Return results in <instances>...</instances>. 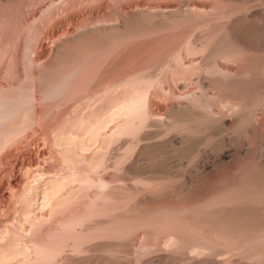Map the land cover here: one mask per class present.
I'll return each mask as SVG.
<instances>
[{
  "label": "rangeland",
  "instance_id": "obj_1",
  "mask_svg": "<svg viewBox=\"0 0 264 264\" xmlns=\"http://www.w3.org/2000/svg\"><path fill=\"white\" fill-rule=\"evenodd\" d=\"M172 8L177 13L181 10L182 16L179 13L178 20L169 11ZM160 10L174 18L160 21L162 16H152ZM193 28L194 31L197 29L196 32ZM263 35L264 0H0V264H218V261L219 264H255V260L256 264H264V238L256 230L250 232L249 222L245 226L249 234L244 228L241 239L238 236L220 245L212 239L205 240L207 246L201 254L191 252L192 255L186 250V245L198 238L202 234L200 231L206 230L202 218L209 212L205 207L210 201L213 207L227 201L226 206L261 210L264 217V184L258 179L264 174V167H258L263 174L250 169L249 174L256 170L260 175H256L255 179L259 180L254 184L256 187H249L255 189L258 183L263 188L255 189V195L251 197H247L251 195L246 190L249 188L248 179H245L247 184L240 182L241 190L237 186L239 181L235 186H223L226 183L222 182L219 186L223 189L213 186L215 193H223L227 187L224 194L216 196H230V202L220 200L217 204L211 189L209 192L213 197L209 192L207 195L215 197V201H209L210 196L203 197L204 200H189L183 193L186 192V196L189 193L183 188L189 179L185 180L187 173L189 176L197 174L199 166L202 168L204 162L206 165L217 156L218 147H224L225 152L230 150L229 147L231 151L240 147L245 149V145H237L242 137L245 138L244 131V134H250V137L246 136L251 147L254 146L251 144L258 143L256 146L263 145L261 148L264 149ZM196 36L202 39L196 40ZM249 39L251 44L247 41ZM243 41L246 45H242ZM252 43L253 48L249 46L251 49L242 50ZM158 69L160 72L157 73ZM207 69L209 71H205ZM141 77L147 79V83ZM132 90L134 92L130 93ZM141 93L144 94L141 96ZM137 94L141 97L138 98ZM209 95H214L217 100L206 105ZM136 99L142 106L126 112L128 103H134ZM225 100L237 102L243 108L263 104L262 110L257 107L258 110L254 111L256 121L253 123L256 124L252 135H255L249 133L250 127L231 129L229 134L221 128L228 134L226 136L223 131L216 130L218 125L210 124L213 125L210 128L208 123L205 125L195 120H192L194 123L189 121L191 124L188 123L186 129L184 126L182 129L177 127V130L171 127L172 118L169 120L171 115L168 116L171 105L185 103L204 116L210 111L208 116L212 119L229 115L219 104V101L226 103ZM132 114L135 117H131ZM179 135H182L186 150L181 143L172 144L176 139L180 141ZM172 145H179V148ZM233 145L236 146L234 149ZM187 147L193 150V154L187 151ZM180 148L187 151L190 158L187 153L181 154ZM179 164L186 170H182ZM144 167L147 169L143 170ZM168 167L173 170L169 172ZM163 170L169 175L178 173L180 177L167 178L173 179L168 181L161 175ZM155 174L157 178L153 177ZM224 174L219 173L221 177ZM149 179L154 180L153 183ZM232 187L238 189L233 191ZM176 191H183L182 199L175 196ZM164 195L165 200L172 195L171 203L167 200L164 203L160 198ZM232 197L237 200H231ZM206 198L208 205L205 204ZM183 199L186 207L179 203L184 202ZM143 200L152 205L142 209L138 203ZM179 205L182 206L179 208ZM202 205L206 206L203 208ZM211 219L214 221L207 222L210 226L217 219L219 221V218ZM261 220H264L262 216ZM253 221L260 222L259 219ZM164 231H168L167 235ZM191 234L194 239L190 238ZM164 236L171 239L167 241ZM219 255L223 256L218 258Z\"/></svg>",
  "mask_w": 264,
  "mask_h": 264
},
{
  "label": "bare ground",
  "instance_id": "obj_2",
  "mask_svg": "<svg viewBox=\"0 0 264 264\" xmlns=\"http://www.w3.org/2000/svg\"><path fill=\"white\" fill-rule=\"evenodd\" d=\"M195 2V1H194ZM181 3V2H180ZM185 3V2H184ZM193 4V3H192ZM180 6V5H179ZM195 7H196V5H194ZM202 6V5H201ZM137 7V6H136ZM135 7V8H136ZM193 8V7H192ZM197 8V7H196ZM260 8V7H259ZM139 10H140V8H138ZM144 9V8H143ZM173 9V8H172ZM171 9V10H172ZM187 9V8H186ZM191 9V8H190ZM203 9V8H202ZM201 9V10H202ZM137 10V9H136ZM136 10H134V11H136ZM138 10V11H139ZM171 10H169L170 11V13L172 14V13H174L173 14V16L175 15L176 17L174 18L173 16H171L169 13H168V15L167 14H165V13H163L161 10H160V13H158V11H157V13L155 14H153L152 16L153 17H155V16H157L158 18H160V16H162L161 18H160V21H161V19H162V21L163 20H167L168 18H170V20H171V18L173 17L174 19H176L177 18V20H178V17H181L182 16V13L180 12L181 10H179L178 12L180 13V15H179V13H177V10L175 9H173L172 11ZM188 10V9H187ZM197 10V9H196ZM199 11H200V8L198 9ZM207 10V9H206ZM238 10V9H237ZM240 10V9H239ZM252 10V9H251ZM255 10V9H254ZM263 10V9H262ZM144 11V10H143ZM142 11V12H143ZM151 11H153V10H151ZM150 10H149V12H151ZM163 11H166V10H163ZM220 11V10H219ZM146 12H148V11H146ZM149 12H148V14H149ZM176 12V13H175ZM223 12V11H222ZM237 12V11H236ZM238 12H240V11H238ZM237 12V13H238ZM242 12H244V11H242ZM254 12V11H253ZM144 13H145V11H144ZM183 13H185V11L183 12ZM194 13V12H193ZM204 13V12H203ZM226 13V12H225ZM236 13V14H237ZM136 14V13H135ZM140 14V13H139ZM147 14V15H148ZM152 14V13H151ZM186 14V13H185ZM196 14V13H195ZM223 14V13H222ZM228 14V13H227ZM230 14V13H229ZM232 14V13H231ZM233 14H235V13H233ZM235 14V15H236ZM259 14H261V13H259ZM188 15V14H187ZM199 15V14H198ZM221 15V14H220ZM219 15V16H220ZM237 15H239V14H237ZM241 15H242V13H241ZM245 15V14H244ZM249 15V14H248ZM141 16H144L143 14L141 15ZM151 16V15H150ZM178 16V17H177ZM184 16V15H183ZM252 16V15H251ZM254 16V15H253ZM260 16V15H259ZM148 17V16H147ZM157 17H155V18H157ZM155 18H154V20H155ZM191 18V17H190ZM190 18H188V19H190ZM186 19V18H185ZM169 20V19H168ZM188 21V20H187ZM152 22H153V18H152ZM151 22V23H152ZM166 22V21H165ZM171 22V21H170ZM178 22V21H177ZM181 22V20L179 21V23ZM183 22V21H182ZM156 23V22H155ZM157 23H160V22H157ZM169 23V21L167 22V24ZM173 23H175L174 21H173ZM170 24V23H169ZM177 24V23H176ZM199 25H200V23H198ZM161 25V24H160ZM160 25H158V27L157 28H159V26ZM162 25H164L163 23H162ZM161 25V26H162ZM155 26V25H154ZM201 26V25H200ZM153 27V26H152ZM156 27V26H155ZM164 27H165V25H164ZM162 28V27H161ZM191 29V28H190ZM201 29V28H200ZM229 28H227V30H228ZM197 30V29H196ZM196 30L194 31V28H193V31L194 32H196ZM241 30V29H240ZM198 31H199V28H198ZM237 31V30H236ZM243 31V30H242ZM241 31V32H242ZM245 31V30H244ZM258 31V30H257ZM256 31V32H257ZM202 32V31H201ZM227 32V31H226ZM229 32V31H228ZM235 32V31H234ZM233 32V33H234ZM240 32V31H239ZM192 33V32H191ZM198 33V32H197ZM223 33H224V31H223ZM230 33V32H229ZM246 33V32H245ZM194 34V33H193ZM202 34V33H201ZM238 34H241V33H238ZM252 34H254V32L252 33ZM256 34H258V33H256ZM249 35V34H248ZM247 35V36H248ZM255 35V34H254ZM199 36V35H198ZM198 36H196L197 38H198ZM240 36V35H239ZM244 36V35H243ZM261 36V35H260ZM264 36V35H263ZM262 36V37H263ZM254 37V36H253ZM253 37H251V38H253ZM192 38V37H191ZM191 38H189V39H191ZM193 38H194V36H193ZM205 38V37H204ZM246 38V37H245ZM245 38H244V40H245ZM250 38V37H249ZM259 38V37H258ZM188 39V40H189ZM200 39V37L198 38V39H196V40H199ZM201 39H202V37H201ZM200 39V40H201ZM242 39V38H241ZM262 39V38H261ZM235 41V40H234ZM238 41V40H237ZM247 41H250V39L249 40H247ZM246 41V42H247ZM256 41V40H255ZM236 42V41H235ZM239 42H240V40H239ZM244 43H242V45H246L245 44V41H243ZM251 42H252V40L249 42L250 44H251ZM264 42V41H263ZM262 42V43H263ZM190 43V42H189ZM260 43V42H259ZM57 44V43H56ZM237 44V43H236ZM241 44V43H240ZM239 44V45H240ZM262 45H264V43L262 44ZM200 46V45H199ZM241 46V45H240ZM249 46H252L251 48H253V43H252V45H249V44H247V46H243L244 48L242 49L243 51H245L244 49H246V47L248 48ZM258 47H259V45H257ZM237 47V46H236ZM217 48V47H216ZM250 47H249V49H251ZM264 48V47H263ZM263 48H261V50L263 49ZM211 50H213V49H211ZM215 50V49H214ZM210 51V50H209ZM216 51V50H215ZM217 52V51H216ZM239 52H241V50L239 51ZM247 52H248V50H247ZM262 52V51H261ZM243 53V52H242ZM252 53V52H251ZM207 54H208V52H207ZM219 54H221L220 52H219ZM219 54H217V55H219ZM258 54V53H257ZM206 55V54H205ZM215 55H216V53H215ZM216 55V56H217ZM224 54H222V56H223ZM253 55V54H252ZM251 55V56H252ZM203 56H204V54H203ZM202 56V57H203ZM207 56V55H206ZM205 56V57H206ZM212 56V55H211ZM249 56V55H248ZM254 56V55H253ZM189 57H191V55L189 56ZM226 57V56H225ZM192 58V57H191ZM214 58V57H213ZM216 58V57H215ZM219 58V57H218ZM227 58V57H226ZM186 59V58H185ZM199 59H202V58H199ZM210 59V58H209ZM224 59V58H223ZM196 60V59H195ZM198 60V59H197ZM204 60V59H203ZM211 60H212V58H211ZM214 60V59H213ZM182 61H184V60H182ZM192 61V60H191ZM202 61V60H201ZM208 61V60H207ZM217 61V60H216ZM193 62V61H192ZM197 62V61H196ZM196 62H193V63H196ZM198 62H200L199 60H198ZM206 62V61H205ZM165 63H167V62H165ZM183 63V62H182ZM202 63V62H201ZM164 64V63H163ZM184 64V63H183ZM182 64V65H183ZM190 64H191V62H190ZM198 64V63H197ZM207 64V63H206ZM215 64V63H214ZM157 65V64H156ZM187 65V64H186ZM204 65V64H203ZM209 65H210V63H209ZM208 65V66H209ZM163 66V65H162ZM167 66V65H166ZM184 66V65H183ZM189 66H192V65H189ZM201 66V65H200ZM207 66V65H206ZM165 67V66H164ZM185 67H187V66H185ZM203 67H205V66H203ZM148 68H150V67H148ZM160 68V67H159ZM188 68V67H187ZM200 68V67H199ZM209 68V67H208ZM216 68V67H215ZM223 68V67H222ZM151 69V68H150ZM162 69V68H161ZM160 69V70H161ZM186 69V68H185ZM198 69V68H197ZM196 69V70H197ZM225 69V68H224ZM153 70V69H152ZM157 70V69H156ZM220 71H221V69H219ZM219 70H217L216 69V71H219ZM249 70V69H248ZM147 71H148V69H147ZM162 71H164V70H162ZM186 70H184V72H185ZM205 71H209L208 69L207 70H205ZM219 71V72H220ZM224 71H226V70H224ZM224 71H222V72H224ZM142 72H143V70H142ZM145 72V71H144ZM153 72V71H152ZM157 73L158 72H160L159 71V69H158V71H156ZM183 72V71H182ZM184 72H183V74H184ZM191 72V71H190ZM189 72V73H190ZM200 72V71H199ZM213 72V71H212ZM252 72V71H251ZM250 72V73H251ZM138 73V72H137ZM137 73L136 74H134V75H137ZM147 73V72H146ZM145 73V75H147V74H149V73H147L146 74ZM179 73V72H178ZM193 73V72H192ZM200 73H202V72H200ZM216 73V72H215ZM226 73V72H225ZM154 74H156V73H154ZM180 74V73H179ZM178 74V75H179ZM196 74V73H195ZM209 74V73H208ZM214 74V73H213ZM221 74V73H220ZM247 75H248V73H246ZM133 75V76H134ZM203 75V74H202ZM205 75V74H204ZM219 75V74H218ZM226 75H228L227 73H226ZM234 75V74H233ZM235 75H237V73H235ZM243 75H245V74H243ZM138 76H139V74H138ZM137 76V77H138ZM143 76H144V74H143ZM241 76V75H240ZM152 77V76H151ZM154 77V76H153ZM184 77H185V75H184ZM191 77V76H190ZM202 77V76H201ZM212 77H214V75L212 76ZM221 77H223V76H221ZM236 77H238V76H235V78ZM248 77V76H247ZM129 78H130V76H129ZM140 78V77H139ZM141 78H143L144 79V77H141ZM195 78V77H194ZM199 78H200V76H199ZM234 78V77H233ZM232 78V79H233ZM245 78H246V76H245ZM150 79V78H149ZM191 79V78H190ZM189 79V80H190ZM221 79V78H220ZM132 80V79H131ZM140 80V79H139ZM147 80V79H146ZM145 79H144V82L146 81ZM150 80H152V78L150 79ZM177 80H178V78H177ZM181 80V79H180ZM183 80H185V78H183ZM193 80V79H192ZM192 80H190V81H192ZM235 80V79H234ZM236 80H239V78L238 79H236ZM242 80V79H241ZM244 80V79H243ZM133 81H136V82H138L137 80H134L133 79ZM187 81V80H186ZM194 81V80H193ZM198 81V80H197ZM128 82H131V81H128ZM141 82V81H140ZM139 82V83H140ZM149 82V81H148ZM155 82V81H154ZM177 82V81H176ZM179 82V81H178ZM242 82V81H241ZM252 82V81H251ZM134 83V82H133ZM132 83V84H133ZM146 83H147V81H146ZM151 83V82H150ZM180 83V82H179ZM178 83V84H179ZM181 83H182V81H181ZM190 83V82H189ZM205 83V82H204ZM203 83V84H204ZM243 83H246V82H243ZM149 84V83H148ZM185 84V83H184ZM251 84V83H250ZM135 85H137V84H135ZM139 85V84H138ZM153 85V84H152ZM244 85V84H243ZM139 86H141V85H139ZM138 86V87H139ZM137 87V88H138ZM146 87V86H145ZM205 87V86H204ZM237 87V86H236ZM135 88V87H134ZM150 88V87H149ZM151 88H153V87H151ZM140 89V88H139ZM144 89V88H143ZM240 89V88H239ZM261 89H263V88H261ZM148 90V89H147ZM204 90V89H203ZM245 90V92H246V89H244ZM137 91V90H136ZM140 91V90H139ZM138 91V92H139ZM150 91V90H149ZM241 91H242V89H241ZM250 91V90H249ZM253 91H256V90H253ZM252 91V92H253ZM258 91V90H257ZM260 91V90H259ZM258 91V92H259ZM262 91V90H261ZM264 91V90H263ZM262 91V92H263ZM131 92H134L133 90L132 91H130V93ZM142 92V91H141ZM148 92V91H147ZM146 92V93H147ZM205 92H207V91H205ZM239 92V91H238ZM129 93V94H130ZM136 93V92H135ZM204 93V92H203ZM241 93V92H240ZM249 93V92H248ZM256 93V92H255ZM142 94H144V93H141V96H142ZM208 94V93H207ZM210 94V93H209ZM238 94V93H237ZM254 94V93H253ZM259 94H261V93H259ZM136 95V94H135ZM148 95V94H147ZM220 95V94H219ZM241 95V94H240ZM245 95V94H244ZM248 95V94H247ZM250 95V94H249ZM263 95V94H262ZM133 96H134V93H133ZM140 96V97H141ZM203 96V95H202ZM207 96V95H206ZM218 96V95H217ZM233 96V95H232ZM235 96V95H234ZM242 97H243V95H241ZM255 96H257V95H255ZM130 97V96H129ZM132 97V96H131ZM136 97V96H135ZM137 97H138V94H137ZM140 97H138V98H140ZM215 96L214 95H209V97H207V99H206V105H208V102L209 103H212L211 101H213L214 99H216V97L214 98ZM220 97V96H219ZM250 97H251V95H250ZM257 97H259V96H257ZM205 98V97H204ZM218 98V97H217ZM225 98V97H224ZM228 98V97H227ZM246 98V97H245ZM255 98V97H254ZM129 99V98H128ZM135 99V98H134ZM233 99V98H232ZM239 99V98H238ZM264 99V98H263ZM133 100V99H132ZM139 99H136V100H134V101H136V102H131V103H128V105H127V107H128V109L126 110V112L129 110H131V111H134L136 108L138 109L139 107H141L142 105H138V103L137 102H139L138 101ZM201 100H202V98H201ZM217 100V99H216ZM235 100V99H234ZM249 100V99H248ZM247 100V101H248ZM250 100H251V98H250ZM249 100V101H250ZM215 101V100H214ZM221 101V100H220ZM220 101H219V104H221V107L223 108V109H226L228 112V114L229 115H227V116H219V117H215L213 114V116L214 117H212V119L210 118V116H208L209 114H210V111H208L209 112V114L208 115H202V114H200L199 112L197 113V112H195V111H193L188 105H186L185 103V105L184 104H177L176 103V105L174 104V105H171L170 106V112L168 113V116H170L169 117V120H170V118H172V122L171 123H173L172 125L173 126H171L172 128H174V127H176V128H174V129H176L177 130V127H179V128H183V126H184V128H185V126L189 123V121H191V122H193L192 120H195V121H199L200 123H202V124H205V125H207V123H208V125H210V124H213L214 123V127L216 126L217 127V125H218V129L216 128V130H220L221 132L223 131V130H225V132H227L228 133V131L231 133V129H233V130H235V128H248V129H250V132L249 133H251V136H253V135H255V134H253L252 135V133L253 132H255V127H254V125L256 124L255 122V124L253 123V120H254V118H253V115H255V113H254V111L256 112V110H258L257 109V107H259V108H261V106L264 104V100H263V104L261 105V106H259V105H257V107L256 106H253V107H245V108H243V105H238V104H236V103H230V102H226V100H225V102L226 103H224V104H222V103H220ZM228 101H229V99H228ZM233 101V100H232ZM240 101V100H239ZM242 101H244V99L242 100ZM253 101H254V99H253ZM261 101V100H260ZM260 101L258 100V103H260ZM141 102H142V100H141ZM202 102V101H201ZM205 102V101H204ZM216 102V101H215ZM214 102V103H215ZM223 102V101H222ZM252 102V101H251ZM127 103V102H126ZM143 103V102H142ZM203 103V102H202ZM201 103V104H202ZM144 104V103H143ZM148 104V103H147ZM205 104V103H204ZM203 105V104H202ZM245 105H248V104H245ZM254 105H256V103L254 104ZM123 106H124V103H123ZM123 106H122V108H123ZM205 106V105H204ZM220 106V105H219ZM145 107V106H144ZM206 107V106H205ZM209 107V106H208ZM218 107V106H217ZM263 107V106H262ZM124 108H126V107H124ZM123 108V109H124ZM206 109V108H205ZM208 109H210V108H208ZM221 109V108H220ZM260 110V109H259ZM261 110H262V108H261ZM260 110V111H261ZM124 111V110H123ZM130 111V112H131ZM260 111H259V113H260ZM138 112V111H137ZM136 112V113H137ZM206 113H207V111H205ZM212 112V111H211ZM221 112V111H220ZM129 113V112H128ZM134 113V112H133ZM140 113V112H139ZM138 113V114H139ZM203 113V112H202ZM224 113V112H223ZM226 113V114H227ZM127 114V113H126ZM137 114V116H139ZM141 114V113H140ZM219 114V113H218ZM261 114V113H260ZM135 115V114H134ZM146 115V114H145ZM225 115V114H224ZM129 116V115H128ZM131 117L133 116V114L132 115H130ZM129 116V117H130ZM141 116H143V114L141 115ZM217 116V115H216ZM130 117V118H131ZM133 117H135V116H133ZM147 117V116H146ZM215 118V119H214ZM253 118V119H252ZM261 119V118H260ZM140 120H141V117H140ZM174 120V121H173ZM150 121H151V119H150ZM194 121V122H195ZM254 121H256V120H254ZM170 122V121H169ZM191 122L189 123V124H191ZM193 122V123H194ZM159 124L161 123V122H158ZM200 123H198L199 124V126H200ZM218 123V124H217ZM258 123V122H257ZM151 124H152V122H151ZM159 124H158V126H159ZM197 124V125H198ZM156 125V124H155ZM260 125V124H259ZM258 125V126H259ZM263 125V124H262ZM161 126H162V124H161ZM195 126V125H194ZM213 125H210V128L212 127ZM257 126V125H256ZM187 127H189V125L187 126ZM250 127V128H249ZM208 128V127H207ZM223 130H222V129ZM186 129V128H185ZM188 129V128H187ZM246 129H244V130H246ZM181 131V130H180ZM224 131H223V133H225ZM246 131H244V133H245ZM220 133V132H219ZM244 133H242L243 135H245V138L243 139V137H242V139L240 140V143L238 142L237 143V145L238 146H244L245 145V149H242L241 147V149L240 148H238V149H236V150H234V151H231V148L229 147V149L230 150H226L227 152H225L224 151V147H222L221 145H223V144H220L219 146H221L222 147V149H223V151H224V153H220V152H223L222 151V149H221V147H218V152H217V156H215L214 157V159L212 160L211 158V162H206V163H208V164H206V165H204L205 164V162H204V164H203V166H202V168H200L201 166H199V168L198 169H196V170H198L197 171V174H195L194 175V173H193V175L191 174V176H189L190 175V173L188 174L187 172V178L185 179L186 181H187V179H188V177H189V179H188V182L187 183H185V180H184V183L186 184L185 185V187H183V188H185V190L187 191V192H189V193H187L188 195L186 196V192H183V193H185L184 195L182 194V192L181 191H179L178 193H177V191H176V195H175V193L174 194H172V195H175L176 197H181L180 199H182V195L184 196V198H186V199H189V200H191L192 198L194 199V201L195 200H197V198L199 199V200H202L203 199V197H204V199H205V197L206 196H210L212 193H213V191H212V189H214L215 187H217V189L219 188V187H221L222 189H223V187L222 186H219V185H221L222 184V182L224 183H226V184H224L223 186H227V184L229 185V186H235L236 184L235 183H238V181H239V184L237 185L238 187H239V189L240 188H242L243 186H241L240 185V182H246V180L249 182L248 184V187L250 186V187H252V186H254V187H256L254 184H256V182L258 181V183H259V180L261 179H263V176H264V174H263V172L261 171L262 169H263V167H264V149L263 148H261V146H263V145H260L259 144V146H256L258 143H256V145L255 144H251V145H254L255 146V148H254V146L253 147H251L249 144H250V142H249V144H248V142H247V138H248V136L250 135V134H248V132L246 133L248 136H246V134H244ZM181 134V133H180ZM229 134V133H228ZM227 134V135H228ZM234 134V133H233ZM233 134H231V135H233ZM144 135V134H143ZM143 135H142V138L144 139L145 138V136L143 137ZM224 135H226V133L224 134ZM226 135V136H227ZM231 135H229V136H231ZM182 136V135H181ZM181 136L179 135L178 137H179V139L181 138ZM178 137H176V138H178ZM231 137H233V136H231ZM250 137V136H249ZM185 138V137H184ZM226 138V137H225ZM230 138V137H229ZM141 139V138H140ZM142 139V140H143ZM231 139L232 138H230V141H231ZM178 139H176V141H177ZM186 140V139H185ZM227 140V139H226ZM141 141V140H140ZM174 142V141H172V144L173 143H176V144H180V146L183 144V143H185L184 141H183V139L181 138L180 139V141L178 140V143L177 142ZM228 141V140H227ZM229 141V142H230ZM186 142H187V140H186ZM190 142V141H189ZM228 143V142H227ZM252 143V142H251ZM190 145L192 144V142L191 143H189ZM189 144H187V146L189 145ZM185 145L186 144H184V147H185ZM189 145V146H190ZM218 145V144H217ZM230 145H232V144H230ZM173 146H175V147H173ZM188 146V147H189ZM194 146V144L192 145V148H194L193 147ZM216 146V145H215ZM224 146V145H223ZM144 147H146V146H144ZM172 147L173 148H179V145L177 146V145H172ZM182 148H184L183 147V145L181 146ZM188 147H187V151H189L190 149H191V146L189 147L190 149H188ZM236 146L235 145H233V149L235 148ZM260 147V148H259ZM182 148H180L179 150L180 151H182ZM216 148V147H215ZM227 148V147H226ZM154 149H156V148H154ZM185 150H186V148H184ZM183 149V151H182V153L181 154H186L187 153V157L188 158H190V154H193V150H190L191 152H189L190 154L188 155V152L187 151H185ZM146 150V149H145ZM153 150V149H152ZM217 150V149H216ZM214 151H215V149H214ZM140 152V151H139ZM140 155V154H139ZM145 155V154H144ZM155 155H156V153H155ZM158 155V154H157ZM150 156V155H149ZM181 156H184V155H181ZM156 157V156H155ZM185 157V156H184ZM186 157V158H187ZM152 158V157H151ZM179 158V157H178ZM213 158V157H212ZM180 159V158H179ZM183 159V158H182ZM210 159H209V161H210ZM153 162V161H152ZM136 164V163H135ZM180 165V164H179ZM175 166V165H174ZM147 167V166H146ZM167 167V166H166ZM172 167V166H171ZM176 167H178L177 169H178V172H179V169L182 167L181 165H180V168H179V166L177 165ZM256 167V168H255ZM258 167H262V169L261 170H259V168ZM162 168V167H161ZM169 168V167H168ZM166 169V170H171V168H169V169ZM253 168L254 169H257V170H259V171H261L262 172V176L260 177V178H258V176L260 175V173L258 174H256V170L255 171H253V173H251V174H249L250 173V169H251V171L253 170ZM145 169H147V168H145L144 167V169L143 170H145ZM148 169H149V167H148ZM159 169V168H158ZM162 169H164V168H162ZM177 169L175 170V171H177ZM182 170H186L184 167L183 168H181ZM194 169V168H193ZM142 170V169H141ZM161 170V169H160ZM160 170H158V171H160ZM166 170H163L164 172H166L167 173V171ZM172 170H173V168H172ZM171 170V171H172ZM195 170V169H194ZM140 171V170H139ZM149 171V170H148ZM171 171H169V172H171ZM175 171H173L174 173H175ZM193 171V170H192ZM222 171H224L225 172V174H224V172H222ZM258 171V172H259ZM263 171H264V169H263ZM134 172V171H133ZM142 173H143V171H141ZM146 172V171H145ZM160 172H162V171H160ZM163 172V173H164ZM182 172V171H181ZM181 172H180V175H181ZM190 172V171H189ZM196 172V171H195ZM136 173V172H135ZM134 173V175H137V174H135ZM139 173V172H138ZM149 173V172H148ZM147 173V174H148ZM159 173V172H158ZM163 173H161V175H162V177H164L165 179H167V178H173V177H176V176H178V173L177 174H172L171 173V175H169L168 173H167V175H169V176H165ZM219 173H220V175H222V174H224V177L222 178L220 175H219ZM144 174V173H143ZM142 174V175H143ZM146 174V173H145ZM144 174V175H145ZM183 174V173H182ZM148 175H150L151 176V174H148ZM158 175V174H157ZM160 175V174H159ZM160 175V176H161ZM256 175H258L257 176V178L259 179H255L256 178ZM131 176H132V174H131ZM220 176V177H219ZM139 177H141V176H139ZM149 177V176H148ZM152 177V176H151ZM153 177H156V174H155V176H153ZM180 176H178V178H179ZM182 177H183V175H182ZM185 177V176H184ZM133 178V177H132ZM143 177H141V179H142ZM144 178H145V176H144ZM157 178V177H156ZM140 179V178H139ZM140 179V180H141ZM155 179V178H154ZM159 179V178H158ZM174 179H176V178H174ZM240 179H244V180H240ZM246 179V180H245ZM146 180H147V178H146ZM150 180V179H149ZM156 180V179H155ZM161 180V179H160ZM168 180V179H167ZM166 180V181H167ZM171 181L173 180V179H170ZM170 180H168V181H170ZM180 180V179H179ZM260 180V182L262 183V185L264 184V179L261 181ZM144 181V180H143ZM151 181V180H150ZM154 181V180H153ZM153 181H151L152 183H153ZM175 181V180H174ZM142 182V181H141ZM146 182V181H145ZM160 182V181H159ZM137 183V182H136ZM148 183V182H147ZM156 183H158L157 181H156ZM160 183H162V182H160ZM176 183V182H175ZM174 183V184H175ZM184 183H182L183 185H184ZM257 183V185H258V187L257 188H259V187H261L262 188V185H259ZM139 184V183H138ZM143 184H145V183H143ZM151 184V183H150ZM159 184V183H158ZM165 184V183H164ZM173 184V183H172ZM244 184H247V182L246 183H244ZM141 185V184H140ZM139 185V186H140ZM182 185V186H183ZM145 187H146V185H144ZM149 186V184L147 185V187ZM152 186V185H151ZM181 186V185H180ZM213 186H214V188H213ZM229 186H228V189H229ZM241 186V187H240ZM136 187H137V185H136ZM143 187V186H142ZM154 187V186H153ZM156 187V186H155ZM166 187H168V186H166ZM165 187V188H166ZM248 188V189H246L245 188V185H244V188L246 189V190H248V191H251V193L250 192H248L247 191V193H249V194H251V195H249V196H247L246 194H243V193H241L242 195H245V196H247V197H251L252 195H255V193H254V190L256 189L257 191H258V189L257 188ZM134 188V187H133ZM144 188V187H143ZM142 188V189H143ZM149 188H150V186H149ZM174 188V187H173ZM172 188V189H173ZM176 188H177V186H176ZM182 187H181V189L180 190H182L183 189ZM226 189H227V187H225ZM225 188H224V192H225ZM233 188V187H232ZM232 188H230V190H232ZM235 188H237V187H234L233 188V191H234V189ZM261 188H260V190H261ZM263 188H264V186H263ZM262 188V189H263ZM131 189V188H130ZM136 189V188H135ZM148 189V188H147ZM156 189V188H155ZM158 189V188H157ZM175 189V188H174ZM173 189V190H174ZM178 189V188H177ZM211 189V191H212V193H211V191L209 192V190ZM216 189V190H217ZM238 189V188H237ZM137 190H139V189H137ZM161 190V189H160ZM168 190V189H167ZM166 190V191H167ZM176 190V189H175ZM241 190V189H240ZM243 191H245L244 189H242ZM264 190V189H263ZM133 191V190H132ZM143 191H145V189L143 190ZM165 191V192H166ZM236 191V190H235ZM209 192V194L210 195H207V193ZM224 192L222 193V192H219V193H221V194H224ZM228 192V191H227ZM227 192L225 193L226 195H228L227 194ZM237 192H239L238 190H237ZM164 193V192H163ZM214 193H215V191H214ZM213 193V194H214ZM219 193H215L214 195L216 196V195H218L219 196ZM230 193V192H229ZM171 194V193H170ZM213 194L211 195L212 197H213ZM241 194H238V195H241ZM259 194H261V192L259 193ZM172 195L170 196V195H167V198H169L168 196H170L171 198H172ZM232 195V194H231ZM235 195H237L236 194V192H235ZM257 195V194H256ZM175 196H173L174 198H175ZM211 196H210V198H211ZM222 196V195H221ZM258 196V195H257ZM260 196V195H259ZM224 197H226L225 195H224ZM224 197L222 196V197H217L216 196V202H217V204H218V201L220 202V200H228V198H230V196H228V197H226L225 199H224ZM238 196H236V198H237ZM256 197V196H255ZM262 197V196H261ZM161 199H163V201H164V203H165V201L167 200H165V195L164 196H161L160 197ZM169 199V200H167L168 201V203H171V202H169V201H171L172 199ZM179 198H176V200L177 199H179ZM202 198V199H201ZM209 198V201L210 200H212V201H215V197L214 198H211L210 199ZM245 198V197H244ZM243 198V199H244ZM156 199V198H155ZM203 199V200H204ZM208 198H206V205H208V203H209V201L207 200ZM251 199V198H250ZM249 199V200H250ZM149 200V199H148ZM148 200H143L142 202L140 201V203H138V204H140V205H142V209L144 208H147L146 206H148V208L150 207L149 206V204H151L150 203V201H148ZM175 200V201H176ZM184 200V199H183ZM198 200V201H199ZM231 200H233V197L231 198ZM237 200V199H236ZM235 199L233 200V201H236ZM262 200H264L263 198H262ZM152 201V200H151ZM158 201V200H157ZM157 201H154V202H157ZM178 201H180V200H178ZM208 201V202H207ZM229 201V200H228ZM252 201V200H251ZM255 201V200H254ZM162 203V201L159 199V203ZM189 202V201H188ZM190 202H192V201H190ZM215 202V203H216ZM222 202V201H221ZM220 202V204H219V206L217 205V204H215V205H217L216 207H213V204H212V202L210 201V203H209V205L208 206H206V205H202L203 206V208L205 207L206 209H205V211L207 212V211H211L213 208V211L210 213V214H208L209 216H210V220H208V218H209V216L206 214V216H208V218L206 217V216H204L203 215V218L205 217V218H207V222L208 221H211L212 219L211 218H213V219H217V218H219V221H218V219L216 220L218 223L216 224V221L214 222V225H212V226H210V225H208L210 222H208V224H207V222L205 221V218L203 219L202 218V220L204 221V225H206L207 227H205V229L206 230H202L203 232H201L200 231V233H202L201 235L196 231V229H194V231H196L198 234V238L196 237H194V235H192L193 234V232H191L192 234V236L190 237L191 239H194V240H192V242L190 241L191 239L189 238V240H188V242L190 241V244L189 243H187V244H189V245H186V246H188L187 248L188 249H186V250H188L190 253L189 254H192L191 252H193V253H195V252H200L199 254H201V251H204L205 250V247L207 246L206 245V241L207 240H214V241H216L218 244L219 243H222V244H227L228 242H230V241H232V240H234V239H236L238 236L240 237V235H242V234H244V231L246 230V228H245V226H246V224H247V226H248V222H249V224H251L250 226L251 227H249L248 226V228H251L250 229V232L251 231H258V233L260 234V237L262 238H264V222L262 223V221H264V220H261L260 221V216H262V218H264L263 217V215L262 214H260V213H262V212H260L259 210H256V209H250V208H247V210H245V209H242L243 207H241V208H239V206L237 207V206H232V207H230V206H226V203H227V201H224V202H222L223 204H225V206H223L222 205V203ZM226 202V203H225ZM230 202V201H229ZM232 202V201H231ZM160 203V204H161ZM179 203H182V205H185L184 203H185V200H184V202H182V201H180ZM178 202H177V204H179ZM187 203V202H186ZM194 203V202H193ZM233 203V202H232ZM238 203V202H237ZM236 203V204H237ZM241 203V202H240ZM252 203V202H251ZM255 203V202H254ZM163 204V203H162ZM176 204V205H177ZM196 204V203H195ZM194 204V205H195ZM203 204V203H202ZM227 204H229V203H227ZM231 204V203H230ZM239 204V203H238ZM237 204V205H238ZM259 204V203H258ZM262 204H263V202H262ZM136 205H137V203H136ZM152 205V204H151ZM154 205V204H153ZM155 205H157V204H155ZM166 205H168V204H166ZM165 205V206H166ZM182 205H179V208H180V206H182ZM197 205H199V204H197ZM210 205H212V206H210ZM233 205H235V204H233ZM243 205V204H242ZM241 205V206H242ZM249 205V204H248ZM252 205V204H251ZM143 206H145V207H143ZM161 206V205H160ZM193 206V205H192ZM210 206V208H208ZM264 206V205H263ZM262 206V207H263ZM139 207H141V206H139ZM185 207H186V205H185ZM199 207H201V206H199ZM199 207H197V208H199ZM212 207V208H211ZM147 208V209H148ZM154 208V207H153ZM196 208V207H195ZM146 209V210H147ZM162 209H163V207H162ZM190 209H191V207H190ZM208 209H210V210H208ZM262 209V208H261ZM136 210V209H135ZM146 210H142V211H145L146 212ZM179 210V209H178ZM184 210V209H183ZM200 210H204V209H202V207H201V209ZM264 210V209H263ZM262 210V211H263ZM205 211H203V213H205ZM195 212V211H194ZM198 213V212H197ZM200 213V212H199ZM201 213H202V211H201ZM192 215V214H191ZM194 215V214H193ZM200 215V214H199ZM196 216H197V214H196ZM193 217H195V215L193 216ZM259 217V218H258ZM197 218H199V217H197ZM259 219V221L260 222H256L255 223V221H253V220H258ZM200 219V218H199ZM197 220V219H196ZM212 221H214V220H212ZM205 222H206V224H205ZM254 222V223H253ZM201 224V223H200ZM199 224V227L200 226H202L201 228H204L203 227V225H200ZM197 226H198V224H197ZM196 226V227H197ZM208 226H210V228L208 227ZM199 227H197V229L199 228ZM244 228H245V230H244ZM192 229V230H193ZM200 229V228H199ZM161 231V230H160ZM173 230H171V232H172ZM248 230H246V232H247ZM165 232V231H164ZM163 232V233H164ZM196 232H194V234H196ZM158 233H160V232H158ZM162 233V232H161ZM166 233V235H167V233H168V231L167 232H165ZM183 233V232H182ZM190 233V232H189ZM248 233V232H247ZM175 234V233H174ZM186 234V233H185ZM249 234V233H248ZM253 234H254V232H253ZM255 234H256V232H255ZM258 234V235H259ZM172 236L171 237H173V233L171 234ZM180 235V234H179ZM184 235V234H183ZM182 235V236H183ZM190 235V234H189ZM187 236V235H186ZM196 236V235H195ZM251 235H249V237H250ZM253 236V235H252ZM255 236V235H254ZM171 237H169V239L167 240V238L164 236V238H166L165 240H167V241H169L170 239H171ZM185 237V236H184ZM194 237V238H193ZM201 237V238H200ZM245 237H247V236H245ZM255 237H257V235L255 236ZM259 237V238H260ZM181 238V237H180ZM200 238V239H199ZM240 239H241V237H240ZM164 240V239H163ZM174 240H175V237H174ZM206 240V241H205ZM211 240V241H212ZM238 240V239H237ZM246 240V239H245ZM178 242V240H175V242ZM241 241H244V240H241ZM247 241V240H246ZM253 241V240H252ZM257 241H258V237H257ZM263 241H264V239H263ZM163 242V241H162ZM172 242V241H171ZM171 242H168V243H171ZM174 242V241H173ZM187 242V241H186ZM234 243H235V241H233ZM239 242V241H238ZM248 242V241H247ZM251 242V241H250ZM262 242V241H261ZM164 243H166V242H164ZM184 242H182V244H183ZM208 243L210 244V242L208 241ZM243 243H245V242H243ZM249 243V242H248ZM254 243V242H253ZM163 244V243H162ZM161 244V245H162ZM186 244V243H185ZM217 244V245H218ZM237 244V243H236ZM247 244V243H246ZM167 245V244H166ZM220 245V244H219ZM230 245H231V243H230ZM229 245V246H230ZM241 245V244H240ZM248 245V244H247ZM255 245V244H254ZM163 246V245H162ZM209 246H212V244L211 245H209ZM215 246V245H214ZM223 246V245H222ZM251 246V245H250ZM262 246V245H261ZM160 247V246H159ZM215 247H217V246H215ZM221 247V246H220ZM226 248H227V246H225ZM232 247H234V246H232ZM232 247H230V248H232ZM235 247H236V245H235ZM242 247H244L243 245H242ZM245 247H247V246H245ZM252 247V246H251ZM182 248H183V246H182ZM181 248V249H182ZM211 248V247H210ZM223 248H224V246H223ZM222 248V249H223ZM229 248V247H228ZM257 248V247H256ZM255 248V249H256ZM260 248V247H259ZM263 248V247H262ZM180 249V248H179ZM208 249V248H207ZM217 250H218V248H216ZM186 250H183V251H186ZM214 250H215V248H214ZM221 250V249H220ZM225 250V249H224ZM242 250H243V248H242ZM249 250H250V248H249ZM258 250V249H257ZM209 251V250H208ZM207 251V252H208ZM210 251H212V250H210ZM209 251V252H210ZM226 251V250H225ZM228 251V250H227ZM231 251H233V249L231 250ZM177 252H179V250L177 251ZM181 252V251H180ZM208 252V254H210ZM213 252V251H212ZM215 252V251H214ZM220 252V251H219ZM218 252V253H219ZM237 252V251H236ZM263 252H264V250H263ZM185 253V252H184ZM205 253H206V251H205ZM221 253V252H220ZM229 253V252H228ZM242 253H245V251H243V252H241V254ZM256 253V252H255ZM259 253H260V250H259ZM183 254V253H182ZM188 254V253H187ZM203 254V253H202ZM215 254V253H214ZM224 254V253H223ZM250 254V253H249ZM258 254V253H257ZM260 254H262V253H260ZM186 255V254H185ZM193 255V254H192ZM197 255H198V253H197ZM236 255V254H235ZM238 255H240V254H238ZM246 255V254H245ZM263 255H264V253H263ZM202 256V255H201ZM201 256H199V257H201ZM204 256H205V254H204ZM210 256H211V254H210ZM210 256H209V258H210ZM214 256V255H213ZM223 256V255H222ZM221 256V257H222ZM230 256V255H229ZM233 256V255H232ZM242 256H243V254H242ZM253 256V255H252ZM259 256V255H258ZM184 257V256H183ZM196 257V256H195ZM203 257V256H202ZM220 257V255H219V257L218 258H221ZM226 257V256H225ZM228 257V256H227ZM238 257H240V256H238ZM256 257V256H255ZM184 258H186V257H184ZM192 258V257H191ZM208 258V259H209ZM211 258L213 259V257L211 256ZM218 258H216V256H215V259H218ZM231 258V257H230ZM188 259V258H187ZM186 259V260H187ZM197 259V258H196ZM229 259V258H228ZM252 259H254V258H252ZM261 259V258H260ZM263 259V258H262ZM192 260H193V258H192ZM201 260V259H200ZM219 260V259H218ZM221 260V259H220ZM255 260V259H254ZM202 261V260H201ZM212 261H214V260H212ZM230 261V260H229ZM256 261L257 260H255V264H256ZM198 262V261H197ZM205 262V261H204ZM210 263H211V261H209ZM217 262V261H216ZM198 263H200V262H198ZM214 263V262H213ZM251 263V262H250ZM262 263V262H261ZM218 264H219V261H218ZM227 264V263H226Z\"/></svg>",
  "mask_w": 264,
  "mask_h": 264
}]
</instances>
